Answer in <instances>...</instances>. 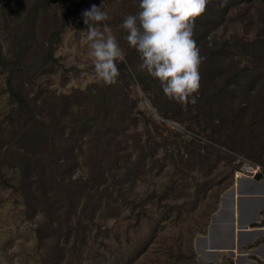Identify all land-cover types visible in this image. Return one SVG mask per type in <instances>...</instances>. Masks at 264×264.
<instances>
[{"label": "rangeland", "instance_id": "rangeland-1", "mask_svg": "<svg viewBox=\"0 0 264 264\" xmlns=\"http://www.w3.org/2000/svg\"><path fill=\"white\" fill-rule=\"evenodd\" d=\"M92 5L110 17L97 27L102 30L108 23L119 45L123 44V0H7L6 5L0 0V45L9 52L12 35H24L22 42L29 47L31 64L38 63L46 34L64 23L54 50V68L15 77L21 93L39 105L38 117L49 116L59 96L74 91L93 92L91 86L101 83L95 78L88 55L87 26L82 16ZM206 39L210 47L218 43L219 48L224 41L235 40H256L262 46L255 55L232 48L233 56L226 59V64L249 73L239 95L230 99L234 109H223L219 118L211 116L213 121L209 122L210 116H203L196 104L189 103L179 106L176 120H164L135 80L129 82L138 123L123 125V160L128 165L151 152L153 159L144 157L134 174L111 172L105 175V185L88 188L95 202L91 200L84 215L79 214V209L71 211L70 239L64 219L57 220L56 213L47 215L38 208L32 212L19 190L16 164L24 143L18 141L16 133L23 126L17 105L6 89L7 73L0 68V264H264V249L252 251L264 245V231L245 243L242 253L235 251L231 255L223 251L214 262L198 261L193 248L194 238L205 235L221 195L232 187L237 199V221L239 218L243 222L242 214L238 216L239 198L243 197L239 190L253 187L240 182L243 178L234 181L235 155L264 168V5L253 0L232 6L221 26ZM260 64L262 76L258 75L259 82L254 84L256 75L252 72ZM88 103L84 101L81 108H87ZM218 103L213 104L216 111L220 108ZM248 103L250 108L240 115L239 107ZM89 123L92 125V121ZM93 131L92 127V135ZM96 137L88 135L82 141H100ZM50 138L49 143L53 139ZM53 141L57 142L56 138ZM77 155V159L69 161L70 167L61 172L65 180L89 179L87 166H91V160L84 159L85 153ZM112 176L115 180L110 182ZM105 186H109L107 192L102 191ZM82 193L84 197L86 191ZM260 215L264 218V207ZM77 217L82 218L79 225L75 224ZM220 220L225 224L223 232L227 231L229 215L225 212L216 216L208 247L223 241L216 237ZM42 225L39 237L37 230ZM261 226L260 232L264 222ZM238 239L236 234V244Z\"/></svg>", "mask_w": 264, "mask_h": 264}, {"label": "trees", "instance_id": "trees-1", "mask_svg": "<svg viewBox=\"0 0 264 264\" xmlns=\"http://www.w3.org/2000/svg\"><path fill=\"white\" fill-rule=\"evenodd\" d=\"M250 1L253 0H226V3L224 0H209L204 14L195 20L193 39L200 49L201 56L206 57L199 68L201 79L196 106L198 107L197 111H200L203 116L205 114L210 116L209 122L213 121L211 116L219 118L220 114H223L221 112L223 109L225 112L234 109L235 106L230 99L239 95V91L247 83V77L249 78V73L226 64V59L233 56L232 48H237L241 52L250 51V55H255L260 53L259 50L262 46L258 45L256 40L252 42L235 40L233 42L224 41L219 48L218 43L210 47L206 38L211 31L221 26L226 12L232 6ZM257 1L264 5V0ZM3 4L6 5L7 0H3ZM139 11V0H123V20L126 16L135 15ZM33 16L35 18V15ZM63 25L64 23L59 24L46 34L42 40L40 59L38 63L33 62V64L29 62V47L24 46L22 42L24 35L13 34L9 52H4L0 45V68L7 73L6 89L17 105V114L23 124H21L22 130L19 129L20 132L16 133L18 141L24 143V150L18 155L16 164L19 171V190L25 199L27 208L32 212L38 211L36 210L38 208L39 211L45 212L47 215H49L48 212L56 213L57 220L64 219L68 226L66 236L70 239L73 226L71 211L79 209L81 211L79 214L84 215L88 211V204L92 199L94 200L89 195L88 188L105 185L107 181L105 175L111 174V172L112 174H134L144 157L153 159L154 153L151 152L136 157L133 163L126 165L127 162L123 160L121 153L123 125L128 123L135 126L138 123L135 110H133L135 109V100L129 95L131 81L135 80L142 92L149 98L158 115L164 120H176L175 114L179 111L181 104L169 100L159 81L148 75L146 71L138 69V65L141 63L139 54L128 46L124 39L126 35L124 31L123 44H120V47L123 48L125 60L117 61L120 73L117 83L114 85L94 84L91 86L94 88L93 92L90 90L87 91L88 93L74 91L71 95H61L56 99L59 101L51 106L50 111L52 112L49 116L47 114L45 117H38L39 105L28 99L26 94L21 93L15 84V77L18 74L25 76L24 72H27L26 75H28L33 71L43 73L54 68L57 64L54 50L60 41ZM107 25L109 24L107 23ZM262 49L264 50V48ZM261 70H263L261 64L254 68L252 72L256 75L254 84L259 82L260 77L257 76H262ZM84 101L89 102V106L82 109L81 105ZM212 101L219 102L218 111L214 110ZM58 105L60 106L58 107ZM249 108V103L246 106H240L239 114L246 113ZM261 109L264 119V104ZM91 121L92 125L89 123ZM92 127L93 135L91 134ZM88 135H96L100 141L83 142L82 139L86 140ZM50 137L56 138L57 142L52 139V142L49 143ZM83 143H86V146ZM110 145L113 146V149H110ZM78 152L81 153V156L85 153L84 159L91 160V166H87L89 179L87 177L85 181L80 178L65 180L61 176V172L70 167L69 161L77 159ZM0 156L2 157V154ZM75 164L77 165L74 162ZM97 177L98 182H95ZM114 177L109 179L110 182L115 180ZM256 180L259 181V178ZM108 187L105 186L102 191L107 192ZM83 191H86L84 197ZM81 219L77 217L75 224L79 225ZM263 222L264 218L259 226ZM42 227L44 226L42 225L37 230L39 237ZM251 227H258V225ZM47 258L49 259L50 256L48 255Z\"/></svg>", "mask_w": 264, "mask_h": 264}, {"label": "clouds", "instance_id": "clouds-1", "mask_svg": "<svg viewBox=\"0 0 264 264\" xmlns=\"http://www.w3.org/2000/svg\"><path fill=\"white\" fill-rule=\"evenodd\" d=\"M208 3L209 0H139L140 11L126 16L121 25L128 46L139 54L138 69L157 79L168 99L181 105L197 103L199 68L206 57L201 56L193 36L195 20L204 14ZM82 16L95 78L103 85H114L120 75L117 61L123 62L125 54L106 23L102 30L97 27L110 17L96 5Z\"/></svg>", "mask_w": 264, "mask_h": 264}, {"label": "water", "instance_id": "water-1", "mask_svg": "<svg viewBox=\"0 0 264 264\" xmlns=\"http://www.w3.org/2000/svg\"><path fill=\"white\" fill-rule=\"evenodd\" d=\"M249 183L258 182L256 180L243 178ZM236 193L234 187L226 190L220 197V201L218 204V209L211 215L209 224L206 228L205 235H197L193 240V248L195 253L197 254V260L200 262H214L217 261V254L218 253H229L231 255H235V251L238 253H242V251L236 245V234L244 233V232H253V231H260L261 227H251L247 228V223H254L259 221L260 215L256 214L252 217L248 222H242L238 218L237 221V207H236ZM228 213L229 215V226H230V236L229 238L222 242L218 243L217 245L208 247L206 242L210 235V231L212 226L214 225V221L216 220V216L223 213ZM240 215L238 209V216ZM204 246L202 249L199 248L200 244Z\"/></svg>", "mask_w": 264, "mask_h": 264}, {"label": "crops", "instance_id": "crops-1", "mask_svg": "<svg viewBox=\"0 0 264 264\" xmlns=\"http://www.w3.org/2000/svg\"><path fill=\"white\" fill-rule=\"evenodd\" d=\"M244 182L250 184L253 188L251 190H239V194L242 195L243 197L239 198V202L241 203V206H239V213L240 215L242 214L243 222H248L252 217H254L256 214L260 215V210L261 208L264 207V184L261 182H254V183H249L246 180ZM263 219V216L260 215L259 221L254 222V223H247L246 227L251 228L252 225H258V227H263L259 226L261 224V220ZM223 220H220L219 225L217 226V236L219 239H222L223 242L226 241L229 236H230V226L226 225V233L223 232V227L225 224H223ZM208 226V225H207ZM207 232V231H206ZM263 232L260 231H253V232H244L238 234L239 239L237 242V247L241 250L242 246L245 243H250L251 241L254 240L256 237L255 235L261 234ZM206 234V233H205ZM264 249V245H260L259 247H255L252 251L254 253H258L259 250Z\"/></svg>", "mask_w": 264, "mask_h": 264}, {"label": "built area", "instance_id": "built-area-1", "mask_svg": "<svg viewBox=\"0 0 264 264\" xmlns=\"http://www.w3.org/2000/svg\"><path fill=\"white\" fill-rule=\"evenodd\" d=\"M235 157L233 161L236 167L234 171V181L238 178H248L252 180L259 178V182H264V168L262 166L254 164L238 155H235Z\"/></svg>", "mask_w": 264, "mask_h": 264}, {"label": "bare ground", "instance_id": "bare-ground-1", "mask_svg": "<svg viewBox=\"0 0 264 264\" xmlns=\"http://www.w3.org/2000/svg\"><path fill=\"white\" fill-rule=\"evenodd\" d=\"M239 179V178H238ZM244 182V180H240V182ZM215 223H216V220L214 221V225H215ZM214 225L212 226V228H211V231H212V229H213V227H214ZM211 231H210V233H211ZM264 230H261V232H263ZM210 236V235H209ZM208 239H209V237H208ZM208 241V240H207ZM223 241H221V242H219V243H222ZM207 243V242H206ZM218 243H215V244H213V245H211V246H214V245H217ZM204 246V243L203 244H200V246H199V248L200 249H202L203 248V246ZM240 255H242V254H240ZM239 257H243V256H239Z\"/></svg>", "mask_w": 264, "mask_h": 264}]
</instances>
